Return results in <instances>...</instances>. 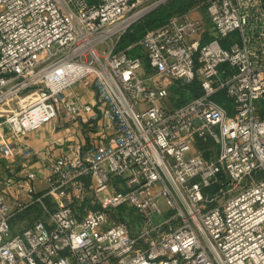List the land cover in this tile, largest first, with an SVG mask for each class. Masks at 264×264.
I'll use <instances>...</instances> for the list:
<instances>
[{
    "label": "built area",
    "instance_id": "built-area-1",
    "mask_svg": "<svg viewBox=\"0 0 264 264\" xmlns=\"http://www.w3.org/2000/svg\"><path fill=\"white\" fill-rule=\"evenodd\" d=\"M167 1L0 0V126L18 137L63 111L88 127L48 163L43 216L13 232L22 205L0 193V264H264L263 0H201L120 46ZM83 78L95 101L69 91ZM173 80L201 92L174 106Z\"/></svg>",
    "mask_w": 264,
    "mask_h": 264
},
{
    "label": "crops",
    "instance_id": "crops-1",
    "mask_svg": "<svg viewBox=\"0 0 264 264\" xmlns=\"http://www.w3.org/2000/svg\"><path fill=\"white\" fill-rule=\"evenodd\" d=\"M203 15L205 13L202 14V18L206 23L207 33L209 36L213 35L215 31L208 14L205 18ZM69 91L78 95L83 101H95L97 98L96 91L89 80L84 88V94L74 91L73 86ZM5 138L14 144H26L36 151L28 165L20 157L5 155L0 151V193L5 195L6 200L14 209L22 205L10 219L13 231L17 232L40 217L31 208L36 203V197L49 186L48 163L65 152L68 143L72 141L85 143L88 138V127L80 120L70 121L62 111L58 118L44 123L33 131L20 134L18 137L11 136L7 127L0 126V144L5 141ZM30 170L36 172L34 179L27 177ZM46 197L49 201H53L51 196ZM32 216L35 217L28 222L27 219Z\"/></svg>",
    "mask_w": 264,
    "mask_h": 264
},
{
    "label": "trees",
    "instance_id": "trees-1",
    "mask_svg": "<svg viewBox=\"0 0 264 264\" xmlns=\"http://www.w3.org/2000/svg\"><path fill=\"white\" fill-rule=\"evenodd\" d=\"M196 0H170L169 4L167 6L161 5L156 10L145 16L141 21L134 24L132 27H130L122 36L120 39V46L123 47L127 45L128 43L139 39L143 33L147 30V28H154L157 25L161 24L165 21V19L171 15L172 12H170L171 9H176L177 12H183L189 9ZM264 3V0H263ZM170 9V10H169ZM211 36V35H210ZM209 37V35L207 36ZM177 88H180L182 91L177 92V101L178 103L184 102L185 100H188L192 97L197 96L201 91L199 87V83L197 80H193L190 83L185 84H178ZM179 89V90H180ZM185 91V93L183 92ZM187 94V97L185 95ZM185 96V97H184ZM218 100H221L222 97L219 95L216 97ZM224 100V98H223ZM226 105H229V101L226 100ZM264 114V111H263ZM201 143V142H200ZM209 146V142H202L200 144V147L203 148V154L204 156H208L209 152L206 150V148Z\"/></svg>",
    "mask_w": 264,
    "mask_h": 264
},
{
    "label": "rangeland",
    "instance_id": "rangeland-1",
    "mask_svg": "<svg viewBox=\"0 0 264 264\" xmlns=\"http://www.w3.org/2000/svg\"><path fill=\"white\" fill-rule=\"evenodd\" d=\"M199 1L201 0H196L195 3L193 5H195L196 3H198ZM170 0L165 2L163 5L167 6L169 4ZM202 8V9H201ZM170 10V9H169ZM170 12H172L171 14L177 12L176 9H171ZM204 18L207 16L206 14H208L207 12V9L205 7H200L198 8L197 10H193L191 12V14L193 15H197V16H200L202 17V14H204ZM147 29H150V28H147ZM232 36V35H231ZM228 39H230V36L228 37ZM87 82H88V79L86 78H83L81 79L80 81L76 82L74 85H73V89L74 91H76L77 93H83L84 92V88L86 87L87 85ZM178 84H182V82L180 80H173V83L170 85V93H169V96H168V101L172 103V105L176 106V104L178 105V101L176 100L177 99V92L178 91H182L180 88H177V86L175 85H178ZM180 89V90H179ZM185 93V91H183ZM85 93V92H84ZM83 93V94H84ZM185 95V94H184ZM187 97V94L185 95ZM184 96V97H185ZM186 101V100H185ZM24 103V102H22ZM13 104V103H12ZM257 104L261 105V101H257ZM196 147L197 145L196 144H193L191 150L187 153L186 156H189L193 153H196ZM247 179L245 178L243 183H246ZM45 200L46 202H50L49 201V198L48 197H45ZM88 201H90V198H88L87 200H85L84 204L82 207L84 206H88ZM79 202V201H78ZM76 203V206H78V203L77 201L75 202ZM161 205L163 207V210L166 209V205L161 202ZM88 208V207H87ZM31 210H33L34 212L36 211V215L38 214L40 217L44 215V211L42 209V206L40 203L36 202L33 207L31 208ZM166 211V210H165ZM115 212L118 214V215H122L126 220H128L131 225L134 227V229H137L139 227V225L141 224L142 222V217L140 214H137L133 209L131 208H128L126 206H121V207H118L115 209ZM35 216H32V217H29L27 219V221H31V218L33 220ZM37 218V217H36ZM13 230V229H12ZM14 232V231H13Z\"/></svg>",
    "mask_w": 264,
    "mask_h": 264
}]
</instances>
